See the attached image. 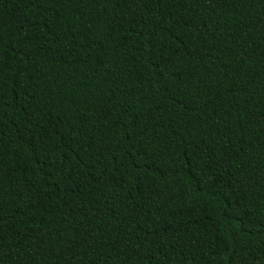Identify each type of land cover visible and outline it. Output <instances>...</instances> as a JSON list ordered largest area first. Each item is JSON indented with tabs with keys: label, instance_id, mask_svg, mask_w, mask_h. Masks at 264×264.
<instances>
[{
	"label": "trees",
	"instance_id": "trees-1",
	"mask_svg": "<svg viewBox=\"0 0 264 264\" xmlns=\"http://www.w3.org/2000/svg\"><path fill=\"white\" fill-rule=\"evenodd\" d=\"M0 264H264V0H0Z\"/></svg>",
	"mask_w": 264,
	"mask_h": 264
}]
</instances>
